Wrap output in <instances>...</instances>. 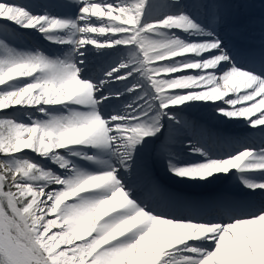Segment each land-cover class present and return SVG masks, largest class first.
<instances>
[{"label":"snow or ice","instance_id":"snow-or-ice-1","mask_svg":"<svg viewBox=\"0 0 264 264\" xmlns=\"http://www.w3.org/2000/svg\"><path fill=\"white\" fill-rule=\"evenodd\" d=\"M73 3L74 18L0 0V19L70 48L52 58L0 44V264H264V204L166 210L136 198L121 173L159 136L165 118L182 126L173 109L191 102L219 101L218 114L264 129V51L258 60L234 53L216 27L184 7L157 12L155 0ZM88 46L124 48L128 57L98 76L85 75ZM188 71L195 74H180ZM130 79L131 87L124 83ZM125 93L134 98L124 110L103 111ZM29 107L41 117L18 122L4 115ZM198 144L189 139L186 147L199 161L166 154L173 176L207 182L236 170L248 189L264 192V146L244 144L213 158ZM73 158L95 167L86 170Z\"/></svg>","mask_w":264,"mask_h":264},{"label":"bare ground","instance_id":"bare-ground-1","mask_svg":"<svg viewBox=\"0 0 264 264\" xmlns=\"http://www.w3.org/2000/svg\"><path fill=\"white\" fill-rule=\"evenodd\" d=\"M175 1L176 0H155V11L162 12L165 6L184 7L194 16L198 17L203 23L211 24L216 27L217 31L226 42V35H233L235 37L233 40L234 42L245 45L243 46L244 53H242L241 56L245 57V52H249L253 56H260L261 52L264 51V0H181L179 4L175 3ZM229 1L232 2V5L227 4ZM212 3L222 4L223 7L216 8L218 11L210 6L205 7L206 4ZM46 9L58 16L67 17L64 12L59 11L58 8L52 7V2H49L48 6L44 7V10H41L45 11ZM3 26L4 25L0 24V27ZM4 27L8 28L9 26ZM19 28L21 31L29 32L33 39L36 38V36H34L35 32L32 31V29ZM8 29L10 30V28ZM176 34L188 40L199 39V37L189 36L183 31H177ZM47 45L51 47V54H60L64 50V47H55L52 44ZM231 47L235 48L234 46ZM122 50L123 49L119 51ZM92 69H95V67H88L85 75L91 74L93 71ZM180 74L190 75L195 73L193 71H188ZM160 78H166L165 74H160ZM128 82L129 81L126 82L127 85L131 84L133 81L131 83ZM116 85L121 86L122 84ZM110 87H114V85H110ZM107 90L106 87L104 92L107 93ZM125 99L126 98H122V100ZM218 105L224 106L219 101L215 103L191 102L184 106L174 108L173 111L176 113L177 119L182 122V126L180 127H176L175 125L170 126L166 118L162 121L164 129L161 130L157 138H150V141L146 144V147L149 148L146 156L149 161H151L150 168L157 172L154 181L160 179L165 181L159 182L160 189L163 193H167L168 199L171 200L186 196L189 204H192L193 201L199 202L198 205L230 202L235 204L243 203L247 206L261 200L262 203L257 204L261 206L264 204V192L248 189L240 179V173L236 170H231L228 174H218L214 178H209L207 182H203L180 179L173 176L167 169V162L164 157L168 152L176 154L184 159L187 154L190 156V159H186L191 161H199L202 159L199 156L190 155L189 149L186 147L189 139H192L194 143L197 140L200 141L201 135L197 130L200 127L204 128V136L208 137L209 140L216 139V141L221 142L217 144L221 146V150L217 151L216 154H211L213 158H220L225 153L235 152L241 149L242 144H238V141L223 142V140H228L232 135H238V133L244 134L246 138H248V136L253 138L257 143H264V129L250 127L243 118L229 119L218 114L216 111ZM126 106L117 107L124 110ZM26 109L30 110L31 108ZM9 112L13 115L16 114L15 110H10ZM23 119H25V117ZM221 136H224L223 140L220 139ZM23 151L34 160H40L44 166L50 167L48 165V160L39 157L30 150ZM135 162L134 163L138 165V161ZM52 166L54 165H51V167ZM52 168L58 173L62 171L57 166ZM137 168L141 169L142 166H137ZM248 178L259 181V176L257 174H250ZM140 181L141 180L138 179L133 182L137 184ZM132 187H136V185ZM210 192H212L213 195L203 198L202 195ZM239 193L245 196L240 199L237 196ZM194 195H198L201 200ZM51 218L55 217L53 216ZM56 227L55 225L53 226L54 229Z\"/></svg>","mask_w":264,"mask_h":264},{"label":"rangeland","instance_id":"rangeland-1","mask_svg":"<svg viewBox=\"0 0 264 264\" xmlns=\"http://www.w3.org/2000/svg\"><path fill=\"white\" fill-rule=\"evenodd\" d=\"M49 2H52V7L60 9L62 12H64L67 15V17H73L74 18L78 14L79 9L76 5H74L73 0H20L19 1V3L29 4L31 6V8H33L35 11H39L41 14L44 12L41 9L44 10V7L48 6ZM179 2H181V0L175 1V3H177V4H179ZM227 4L232 5V2L229 1V2H227ZM212 8H215V7H212ZM46 10L50 11L48 9H46ZM50 12H52V11H50ZM0 24H2L4 26H9L8 28H10V30H11L10 31L8 28H5L4 26L0 27V44L6 45L7 47L14 49L16 51L30 52V53L43 52L45 55H48L52 58H56V57L64 58L65 54H67L70 51V48L67 45H57V44L53 43L55 47H64V50L60 54H51L52 53L51 47H49L47 45V43L45 42L44 36L41 33H39L38 31L32 30L35 32L34 36H36V38L33 39V37L30 35L29 32L21 31L19 26L15 25L12 22L0 19ZM97 26H99V25H97ZM229 38L232 41L233 36L229 35ZM121 49H123V50L119 51ZM121 49H116V50L109 49V50L97 51L95 46H88L87 51L85 53L86 69H88V67L90 68L91 66H94L95 69H92L93 71L91 74L93 76H98L101 73V70L107 64H109L113 61H117V60L123 61V60L127 59L128 51L124 48H121ZM0 50H2V49H0ZM133 79H139V77H134ZM128 81H129L128 83H131L133 80L130 79ZM126 82H124V83H126ZM121 86H123V84ZM121 86H117L116 84H114L115 88H120L121 91H124V88ZM128 86L131 87L132 83L129 84ZM130 95L131 94L125 93L122 97V98H126L125 100L121 99L120 101H113V102H110V104H108V105H103L102 106L103 111H105L106 114H111L113 105L123 106V107L126 106L134 98L133 95H131V96ZM11 110H15L16 114L11 116L10 112H9L10 110H9L8 112L4 113V115H7L9 118L14 117V118H16V120L18 122H28L30 118L36 119V118L41 117V114L36 112L33 108H31L30 110H27L26 108H13ZM24 117H25V119H23ZM197 130L200 132V134L202 136L204 135V131H203L204 128L203 127H200ZM204 138H205V140H208V137H204ZM248 138L250 140H252V138H250L249 136H248ZM148 150H149V148H147L146 145L139 148L138 151L135 153V161H138V165H136L135 164L136 162H135L129 170L125 171V170L121 169V173H122V176L124 178V181H125V183L128 184V186H129L130 190L133 192V194L141 192L138 190V187L142 182H140V184L137 183L138 185H136V187H132L134 184L133 181L138 180L137 177L138 178L141 177L140 173L145 175V177L148 178L147 182L150 183V180H151L150 176L152 175V172L150 171L151 161L146 160L147 159L146 154H147ZM24 156L29 157V155H27L25 153H24ZM29 158H31V157H29ZM2 159H3V157H0V160H2ZM73 159L76 160V163L78 164V166L85 168L86 170H91L93 167H95L94 165H91L89 162L82 161L78 158H73ZM48 161H49L48 165L50 167H46V168L55 171L52 167L57 166V165H55L50 160H48ZM51 165H54V166L51 167ZM137 166H142L141 170L139 168H137ZM158 187H159V185H158ZM151 202L154 203V205H156V203H159V201L155 202L153 200ZM5 207H6V201H5Z\"/></svg>","mask_w":264,"mask_h":264}]
</instances>
